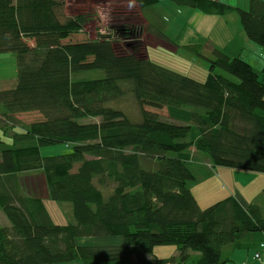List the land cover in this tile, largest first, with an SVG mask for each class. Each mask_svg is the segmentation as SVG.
<instances>
[{"label": "trees", "instance_id": "trees-1", "mask_svg": "<svg viewBox=\"0 0 264 264\" xmlns=\"http://www.w3.org/2000/svg\"><path fill=\"white\" fill-rule=\"evenodd\" d=\"M172 1L206 15L237 9L247 38L264 46V0L248 8ZM63 8L62 0H0V53L13 54L18 72L0 89V128L13 138H0V207L11 223L0 227V264H225L226 248L260 250V204L228 196L203 209L191 190L218 165L264 173V82L252 64L214 47L199 81L142 55L144 26L117 24L87 39L85 15ZM92 70L105 75L82 76ZM128 95L137 121L116 104ZM21 112L41 117L21 124ZM63 142L69 151L41 154ZM32 171H42L48 202L72 204L73 219L54 221L47 201L26 190ZM160 245L179 255L150 257Z\"/></svg>", "mask_w": 264, "mask_h": 264}, {"label": "rangeland", "instance_id": "rangeland-1", "mask_svg": "<svg viewBox=\"0 0 264 264\" xmlns=\"http://www.w3.org/2000/svg\"><path fill=\"white\" fill-rule=\"evenodd\" d=\"M62 1L63 9L67 16H78L79 14L86 16L88 30L82 33L87 39L98 37L97 35L101 34H112L117 24L129 25L128 22H122V20H127L126 18L129 16L131 19L133 18L132 20L130 19L131 22L134 20L135 23L142 27L144 26L140 33L142 38L139 50L144 56L148 51L149 57L155 63L157 62L185 75H190L199 81H204L208 77L209 59L214 57L212 49L219 46L229 52V54H240L243 51L240 56L252 64L256 72L260 74L261 81L264 82V73L262 71L264 66V46L262 47L257 42L247 38L237 9L224 15H206L198 9L177 4L172 0H159L153 5L143 7V9L139 8L136 0ZM239 1L230 0L228 3L231 2L234 7H240ZM115 18L118 19L119 23ZM148 25L165 33L167 38L159 37L156 33H151L149 30L144 32L145 26ZM239 34L245 40L240 37L227 47L230 43V38H234ZM116 37L118 39L116 46L123 48V51H132L125 38L118 35ZM1 62L0 89L14 86L9 78L12 74L10 66L7 65V62ZM85 75L87 78L103 77L105 71L92 70L86 72ZM116 104L126 110L133 120L137 121L140 118L138 103L132 96L128 95L124 100H119ZM0 109H4L2 104H0ZM158 112L164 119L170 120L168 108L158 109ZM18 115H20L21 124H30V122L41 117L37 112H27V114L21 112ZM0 138L4 139L8 145L13 144V138L1 128ZM69 150L70 148L64 142L56 143L42 146L41 154L48 156ZM215 169L218 172H214L215 174L211 173L204 180L191 186L192 193L196 195L197 201L203 209L219 200L226 199L228 196L237 194L239 189L246 201L260 204L264 213V175L255 174L254 171L252 172L248 169L233 168L227 165L225 167L218 165ZM29 174L26 176V190L32 195L41 196L43 200L47 201L48 193L42 171H32L31 175ZM47 207L54 221L66 223L68 220L73 219V209L70 202L47 201ZM10 224L5 212L0 207V227ZM175 246L160 245L154 248L159 251L166 247L169 250L159 254L161 257H165V255L170 257L172 249L176 248ZM251 248H255L252 243H250ZM227 249H225V252Z\"/></svg>", "mask_w": 264, "mask_h": 264}, {"label": "crops", "instance_id": "crops-1", "mask_svg": "<svg viewBox=\"0 0 264 264\" xmlns=\"http://www.w3.org/2000/svg\"><path fill=\"white\" fill-rule=\"evenodd\" d=\"M221 1H223V2H225V3H227V4H229L228 2L230 1V0H221ZM232 2V1H231ZM230 2V4H232ZM138 3V2H137ZM239 5L241 6V7H243V8H248V5H249V0H240L239 1ZM238 5V6H239ZM140 8V7H139ZM66 15V14H65ZM67 16V15H66ZM68 16H71V15H68ZM203 16V15H202ZM86 17V16H85ZM127 20H125V21H122V22H128L129 24H133V23H135V21L133 20L132 22H131V20L133 19H131L129 16L126 18ZM131 19V20H130ZM86 20H87V18H86ZM115 20L116 21H118V19L117 18H115ZM110 22H112V21H110ZM136 24V23H135ZM86 25H87V23H86ZM85 25V26H86ZM97 28V27H96ZM146 28V27H145ZM90 29V28H89ZM86 30H88V27L86 26L85 27V29H83V31L82 32H84V31H86ZM146 30L147 29H145V31L144 32H146ZM143 32V33H144ZM245 32V31H244ZM98 36V35H97ZM99 37V36H98ZM98 37H94V38H91V39H96V38H98ZM241 37V34H239L238 36H236V37H234V38H230V43L228 44V46L227 47H229L230 45H231V43L232 42H235V41H237V39H239ZM241 39L242 40H245L244 39V37H241ZM242 40H241V42H242ZM117 41H118V39H117ZM217 48H222V47H219V46H216ZM214 48V47H213ZM223 49V48H222ZM225 50V49H224ZM239 50V49H238ZM237 50V51H238ZM226 51V50H225ZM239 52V51H238ZM229 53V52H228ZM242 53H243V51H242ZM242 53H236V54H238V55H242ZM235 54V55H236ZM146 55H148V51H147V54ZM0 62L1 61H4V62H7V65H9L10 66V71L12 72V74L10 75V82H12L13 83V85H15L16 83V79H17V74H18V72H17V64H16V61H15V58H14V56H13V54H11V53H8V52H5V53H0ZM2 63V62H1ZM0 63V67H2V64ZM82 76L84 77V76H86L85 75V72H83L82 73ZM27 114V112H24V114ZM17 115V118L18 119H20V115H18V114H16ZM221 167H225V166H221ZM216 169H215V173H216ZM218 172V171H217ZM253 172V171H252ZM214 173V174H215ZM254 173L255 174H258L259 173V175H264V173L263 172H255L254 171ZM196 196V195H195ZM236 199H237V201H240L241 202V204L243 205V206H245V207H247L248 205H249V203H251L250 201H246V198L244 197V195L241 193V191H239V189H238V192H237V194H235V195H233ZM198 200V199H197ZM176 248L175 249H172V251H171V256L170 257H176V256H178L179 255V248L177 247V246H175ZM169 248H171V247H169ZM256 249L257 248H246V247H243V248H239V249H234V248H231V247H229L227 250H226V252H225V256L227 257V258H229V261L228 262H226L225 264H241V262H246V263H248V264H254V263H256V260H255V257H254V252L256 251ZM167 250H169V249H167L166 247L165 248H163V249H161V250H159V251H157L156 250V248L154 249V253H153V255H150V257H154V256H157V257H159V258H165V257H169V255H165V257H161L160 256V252H165V251H167ZM171 250V249H170ZM191 255L193 256V257H197V255H198V252L197 253H195V252H191ZM69 264H81L80 262H72V263H69ZM188 264H192V262H189Z\"/></svg>", "mask_w": 264, "mask_h": 264}, {"label": "built area", "instance_id": "built-area-1", "mask_svg": "<svg viewBox=\"0 0 264 264\" xmlns=\"http://www.w3.org/2000/svg\"><path fill=\"white\" fill-rule=\"evenodd\" d=\"M253 254L256 260V263L254 264H264V242H262L261 249L258 251H255ZM241 264H248V263L241 262Z\"/></svg>", "mask_w": 264, "mask_h": 264}, {"label": "flooded vegetation", "instance_id": "flooded-vegetation-1", "mask_svg": "<svg viewBox=\"0 0 264 264\" xmlns=\"http://www.w3.org/2000/svg\"><path fill=\"white\" fill-rule=\"evenodd\" d=\"M122 21H124V20H122ZM118 22V21H117ZM119 23V22H118ZM122 23V22H121Z\"/></svg>", "mask_w": 264, "mask_h": 264}]
</instances>
